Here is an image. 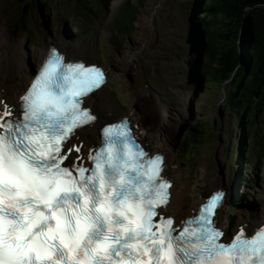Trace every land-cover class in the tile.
<instances>
[{
  "label": "snow or ice",
  "instance_id": "1",
  "mask_svg": "<svg viewBox=\"0 0 264 264\" xmlns=\"http://www.w3.org/2000/svg\"><path fill=\"white\" fill-rule=\"evenodd\" d=\"M105 82L52 47L19 113L0 101V264H264V225L225 242L214 224L223 190L180 224L158 211L172 187L164 158L127 118L94 148L68 145L97 120L84 98Z\"/></svg>",
  "mask_w": 264,
  "mask_h": 264
},
{
  "label": "rangeland",
  "instance_id": "2",
  "mask_svg": "<svg viewBox=\"0 0 264 264\" xmlns=\"http://www.w3.org/2000/svg\"><path fill=\"white\" fill-rule=\"evenodd\" d=\"M49 1L44 8L40 6L34 12L32 24L35 31L32 30L28 38L26 32L16 34L11 27L13 16L26 5V0H0V30H3L6 37L4 50L12 66L11 73H0L2 90L13 83H27L31 77V69L39 65L48 46L54 43L53 38L57 37L78 54L88 52L92 61L100 62L111 71L109 84L90 100L96 103L97 109L105 110L111 118L132 115L133 120L137 121L135 115L140 102L135 92L145 87L156 91L163 102H175L182 108L188 103L182 120L176 113L172 115L168 137L174 144L176 142L170 152L177 169V185L170 210L175 211L181 220L198 200L200 188L218 185L231 188L237 199L235 203L238 202L234 209H228L225 213H236L235 226H231L232 232L240 222L264 215V181L259 180V185L250 188L252 193L259 192L252 200L257 207L251 210L249 206H244L245 198L240 196L242 181L231 177L234 169L240 168L234 163L238 133L235 123L238 115L230 104L223 106L232 85L226 84L224 91L216 81H213V85L206 84L192 71L191 64L186 65L185 62L191 47L189 36L193 33L192 12L195 0H139L141 8L136 25L126 31L124 23L120 27L117 23L118 9L121 3H125L124 0H117L113 11L106 13L104 17L91 14V10L80 0ZM82 10L89 12L85 15L81 13ZM152 17L155 30L149 34L148 43L138 52L135 60L127 64L122 60L127 46L142 45L143 34L149 28V19ZM195 69L199 71L200 67L196 64ZM2 70L3 67L0 66V72ZM112 84L116 85L115 90L111 88ZM193 123L207 129L199 151L195 143L190 146L177 145L179 136L189 134L188 125ZM261 126L262 129H257L254 143L259 142L260 151L253 145L248 156L250 166L256 172V168L264 162V117ZM81 133L86 134L84 130ZM95 135L96 139L100 138V134ZM155 136L153 133L149 143L157 149L160 144ZM191 150L194 151L193 155H197L193 157L198 166L190 160ZM235 182L237 186H234ZM240 207L245 210L246 215L237 214Z\"/></svg>",
  "mask_w": 264,
  "mask_h": 264
},
{
  "label": "trees",
  "instance_id": "3",
  "mask_svg": "<svg viewBox=\"0 0 264 264\" xmlns=\"http://www.w3.org/2000/svg\"><path fill=\"white\" fill-rule=\"evenodd\" d=\"M140 8L139 1L125 0L119 10L120 22L128 21L124 29L135 27ZM196 14L207 33L209 75L219 85L230 79L224 105L230 104L245 123L250 110L264 109V0H199Z\"/></svg>",
  "mask_w": 264,
  "mask_h": 264
},
{
  "label": "bare ground",
  "instance_id": "4",
  "mask_svg": "<svg viewBox=\"0 0 264 264\" xmlns=\"http://www.w3.org/2000/svg\"><path fill=\"white\" fill-rule=\"evenodd\" d=\"M198 1V0H196ZM192 19H194L192 17ZM155 30L154 28V18L149 19V28L146 29V31L143 34V38L141 44L139 47L133 46L129 44L126 48L125 53L123 54V61H126L127 64H131L135 58L138 56V52L148 43L149 37L151 33ZM54 42L59 43V47L61 50H63L67 57L69 59H84L88 60L91 59L89 54L84 52H80L79 54H75L67 44L61 43L60 39L57 37H54ZM4 43H5V37L3 36V33L0 30V65H3L6 71H10V65L8 64V58L4 57L2 58V54H5L4 51ZM24 62L25 59H24ZM14 91L13 93L10 90H6L4 94H0V101H4L5 103L9 104L10 106H14L16 108V100H20V97L24 94L25 84H16L14 85ZM96 93V92H95ZM94 93V95H95ZM136 98H138L140 105L138 103V109L136 111L135 118L139 120L142 124L143 129L145 130L143 137L150 142V139L153 138V133L156 134L155 137H157L158 142L160 144V150H167V160H166V169L164 171L165 176H169L171 178L176 177V170L175 166L172 164L174 163V156L171 152H169L170 149L173 150L174 146L172 143V140L169 137L170 134V127L172 126V115L177 114L180 120L183 119V117L186 115L185 109L187 108L188 103H185L184 108L179 106L175 102H163V99L160 95H158L156 92H154L150 87H145L142 89H138L136 92ZM92 96V95H91ZM91 96H87L86 99H90ZM144 97V98H143ZM141 98V99H140ZM150 98L148 101L146 99ZM144 100V101H142ZM154 103L152 104V101ZM91 107L95 111L97 115V120L94 124L91 126H86L83 129L87 132L86 136L79 135V132H76V136L73 138V140L68 141V145L72 144H78L80 142H83L84 149L87 148H94L97 146L98 141L94 138V133H100L102 126L106 124L108 121H110L108 115L104 113L103 111L96 110V107L91 104ZM19 111H17V114ZM118 120V118H116ZM80 130V129H79ZM78 131V130H77ZM101 139V138H100ZM84 149H82V153L84 152ZM157 152L156 149H148L149 154H153ZM207 188H210V186H207ZM207 188H200L197 195V203L195 206L192 207V211L188 214V216L192 215L193 213L197 212L201 206V203L208 199L215 191L223 190L224 192H227L229 196H231L230 190L228 187L224 185H219L214 190L207 189ZM209 190V191H208ZM178 221V219H177ZM218 221L220 225L223 227L224 231L227 230V232H230V225H228V221L224 220L222 216L218 217ZM264 223V215L260 220H248L243 221L240 224V228L243 226V228L250 231V233L260 227L261 224Z\"/></svg>",
  "mask_w": 264,
  "mask_h": 264
},
{
  "label": "water",
  "instance_id": "5",
  "mask_svg": "<svg viewBox=\"0 0 264 264\" xmlns=\"http://www.w3.org/2000/svg\"><path fill=\"white\" fill-rule=\"evenodd\" d=\"M199 25L201 26V23L199 22ZM202 39L204 40L205 39V35L203 34L202 32ZM224 89H225V85H224Z\"/></svg>",
  "mask_w": 264,
  "mask_h": 264
}]
</instances>
